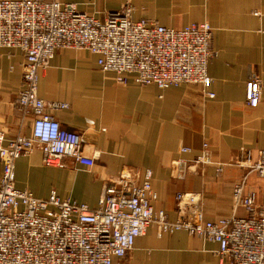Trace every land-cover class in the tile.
Listing matches in <instances>:
<instances>
[{
    "label": "crops",
    "instance_id": "1",
    "mask_svg": "<svg viewBox=\"0 0 264 264\" xmlns=\"http://www.w3.org/2000/svg\"><path fill=\"white\" fill-rule=\"evenodd\" d=\"M103 20L108 12L131 7V18H145L180 29L207 22L211 28V58L207 72L213 98L203 97L200 86L180 84L166 89L140 86L128 76L125 84L111 72L101 71L96 56L82 49H59L38 69L37 95L45 101L63 102L65 109L47 113L64 129L81 137L83 150L94 165L46 166L35 148L15 162V186L37 198L55 190L96 208L104 187L126 169L152 170L156 193L154 209L176 218L175 194L197 192L208 220L233 214L232 192L244 170L230 163L240 148H264V56L262 20L253 11L264 10V0H59ZM23 54L0 47V131L7 138L29 136L31 115L17 105L21 89ZM257 75L261 96L256 107L244 99V83ZM206 144L209 162L193 164ZM188 148L181 152L180 148ZM219 163L225 164L218 173ZM185 169L183 179L178 170ZM1 176V164H0ZM247 188H256L255 175ZM237 215L245 216L239 208ZM215 242L184 230L158 233L150 224L135 238L124 258L114 264H221ZM223 264H227L226 262Z\"/></svg>",
    "mask_w": 264,
    "mask_h": 264
},
{
    "label": "built area",
    "instance_id": "2",
    "mask_svg": "<svg viewBox=\"0 0 264 264\" xmlns=\"http://www.w3.org/2000/svg\"><path fill=\"white\" fill-rule=\"evenodd\" d=\"M253 14L263 22L264 56V10ZM210 38L207 22L174 29L145 18L133 20L127 3L100 20L72 2L0 0V47L17 49L24 56L17 105L23 116L31 115L29 136L7 138L0 131V264H114L150 224L160 234L184 230L215 242L221 264H264V148L255 152L240 148L235 164L244 175L233 188V214L216 221L205 217L197 192L175 194L174 220L164 209L155 210L157 196L149 168L122 170L104 187L94 209L62 199L55 190L47 198H37L15 186L16 160L35 148L41 150L46 166L94 165L80 135L62 128L46 112L65 109L67 104L45 101L36 92L38 69L56 50L89 51L99 69L111 72L121 84L128 76L140 86L159 89L196 84L203 97L213 98L207 72ZM260 96L261 80L254 75L244 83V99L256 107ZM208 156L204 144L191 161L203 164L210 161ZM224 165L218 164V173ZM184 175L185 169H179L177 176ZM250 175L260 182L256 188H247ZM239 208L245 216L237 215Z\"/></svg>",
    "mask_w": 264,
    "mask_h": 264
},
{
    "label": "rangeland",
    "instance_id": "3",
    "mask_svg": "<svg viewBox=\"0 0 264 264\" xmlns=\"http://www.w3.org/2000/svg\"><path fill=\"white\" fill-rule=\"evenodd\" d=\"M254 12V11H253ZM237 158V157H236ZM236 158H234L230 163H233V164H235V161L237 160ZM205 160V159H204ZM194 164V163H193ZM195 164H202V162H199V163H195ZM177 174V173H176ZM185 174H186V170H185ZM184 177H185V175H184ZM183 176L182 177H180V179H183L184 178ZM236 184V183H235Z\"/></svg>",
    "mask_w": 264,
    "mask_h": 264
}]
</instances>
